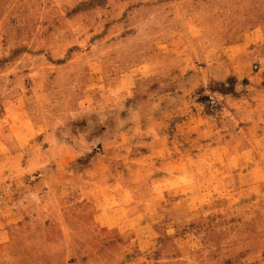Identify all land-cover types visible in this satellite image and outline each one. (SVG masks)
Masks as SVG:
<instances>
[{
  "label": "rangeland",
  "instance_id": "rangeland-1",
  "mask_svg": "<svg viewBox=\"0 0 264 264\" xmlns=\"http://www.w3.org/2000/svg\"><path fill=\"white\" fill-rule=\"evenodd\" d=\"M0 264H264V0H0Z\"/></svg>",
  "mask_w": 264,
  "mask_h": 264
}]
</instances>
